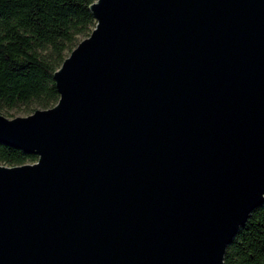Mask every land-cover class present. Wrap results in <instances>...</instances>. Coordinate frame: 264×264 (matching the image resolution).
<instances>
[{
    "label": "water",
    "instance_id": "95a60500",
    "mask_svg": "<svg viewBox=\"0 0 264 264\" xmlns=\"http://www.w3.org/2000/svg\"><path fill=\"white\" fill-rule=\"evenodd\" d=\"M54 74L60 100L9 120L0 264H225L264 203V0H97Z\"/></svg>",
    "mask_w": 264,
    "mask_h": 264
},
{
    "label": "trees",
    "instance_id": "16d2710c",
    "mask_svg": "<svg viewBox=\"0 0 264 264\" xmlns=\"http://www.w3.org/2000/svg\"><path fill=\"white\" fill-rule=\"evenodd\" d=\"M97 0H0V114L48 110L59 100L54 74L91 36ZM38 156L0 145V164H34ZM225 264H264V203L236 235Z\"/></svg>",
    "mask_w": 264,
    "mask_h": 264
},
{
    "label": "rangeland",
    "instance_id": "374dc122",
    "mask_svg": "<svg viewBox=\"0 0 264 264\" xmlns=\"http://www.w3.org/2000/svg\"><path fill=\"white\" fill-rule=\"evenodd\" d=\"M83 40L84 39H81V41H83ZM34 113L35 112H34L32 107L30 109H28V108L27 109L26 108H17V109L10 111L9 114L2 113V116L6 117L9 120H13L16 118H25V117H28V116L34 114Z\"/></svg>",
    "mask_w": 264,
    "mask_h": 264
}]
</instances>
